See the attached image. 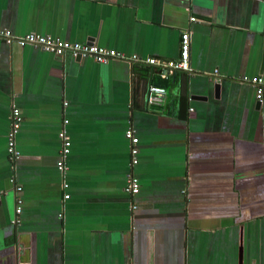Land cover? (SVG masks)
Returning a JSON list of instances; mask_svg holds the SVG:
<instances>
[{"label":"crops","instance_id":"crops-1","mask_svg":"<svg viewBox=\"0 0 264 264\" xmlns=\"http://www.w3.org/2000/svg\"><path fill=\"white\" fill-rule=\"evenodd\" d=\"M0 28L163 62L191 34V72L167 78L0 44V264H264V97L243 82L264 77V0H0ZM151 86L167 90L158 108Z\"/></svg>","mask_w":264,"mask_h":264},{"label":"built area","instance_id":"built-area-1","mask_svg":"<svg viewBox=\"0 0 264 264\" xmlns=\"http://www.w3.org/2000/svg\"><path fill=\"white\" fill-rule=\"evenodd\" d=\"M191 21L195 22L196 18H192ZM6 44L9 46L17 45L21 48L26 46H35L41 48L47 53H52L57 56L70 55L75 59H85L93 58L97 63L107 65L112 60H121L129 62H143L146 65L154 66L159 68L163 78H167L176 72H191L190 66V48H191V34L189 32L183 33L181 41V57L178 62L167 61L163 62L155 58H148L142 60L138 56L128 57L115 50H109L106 48L99 47L97 45L91 44H80V43H70L64 42L61 39L53 38L48 35L39 34H27L25 36H16L8 30L0 28V44ZM215 73H218L217 71ZM244 83L251 84L255 87L257 91L258 100L262 103L264 97V77L258 76L254 78L245 77L243 79ZM167 95V90L161 86H151L148 92V105L153 108H158L163 105L165 97ZM12 128L8 134V147L7 152L11 162H16L21 159V152L17 147V134L19 133L22 126V112L17 107H14L12 113ZM69 123L68 120L65 121V125ZM60 139L62 141L61 158L57 164L59 171L67 173L69 170L68 158L71 153V140L67 135L66 131L63 130L60 133ZM126 138L131 144L130 148V172L127 175V182L125 187V192L130 196H136L141 191L140 180L134 175L133 169L139 164V138L135 135L132 129L126 131ZM64 188H68V184H64ZM18 192H21V188H17ZM70 199L69 195L65 196V201ZM134 209L138 207L134 206ZM22 200L17 197V217L12 221L13 224L20 222L19 216L22 213ZM63 214H60V218H63Z\"/></svg>","mask_w":264,"mask_h":264},{"label":"water","instance_id":"water-1","mask_svg":"<svg viewBox=\"0 0 264 264\" xmlns=\"http://www.w3.org/2000/svg\"><path fill=\"white\" fill-rule=\"evenodd\" d=\"M216 89L218 90L219 89V85L216 86ZM5 250H2L0 255L4 252Z\"/></svg>","mask_w":264,"mask_h":264},{"label":"bare ground","instance_id":"bare-ground-1","mask_svg":"<svg viewBox=\"0 0 264 264\" xmlns=\"http://www.w3.org/2000/svg\"><path fill=\"white\" fill-rule=\"evenodd\" d=\"M121 61V60H120ZM131 63H136V62H131ZM102 65H104V64H102ZM16 140H17V138H16ZM18 147V146H17Z\"/></svg>","mask_w":264,"mask_h":264}]
</instances>
